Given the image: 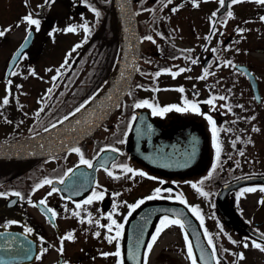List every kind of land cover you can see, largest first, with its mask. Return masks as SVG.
I'll list each match as a JSON object with an SVG mask.
<instances>
[{
	"label": "flooded vegetation",
	"instance_id": "flooded-vegetation-1",
	"mask_svg": "<svg viewBox=\"0 0 264 264\" xmlns=\"http://www.w3.org/2000/svg\"><path fill=\"white\" fill-rule=\"evenodd\" d=\"M131 2L139 39L135 74L127 91L133 94L129 96L126 93L120 102L122 106L115 107L100 122L91 124L73 138L63 140L67 147H79L86 159L93 160L94 168L80 165L77 169L79 156L62 147L61 141H43L46 143L43 148L41 144L31 147L18 144L23 139L37 137L42 131L41 126L36 127L31 120L35 118L30 113L34 107L22 104L23 97L30 96L32 92L26 90L24 84L29 82L33 88L32 82H45L50 77L47 70L51 67L47 64V57L53 47L60 43L64 51L67 49L65 42L68 32L65 29L71 22L86 20L89 25L96 17L93 8L100 12V16L118 14L117 0L108 3L105 0H52L47 4L45 0H0V30L11 29L0 37V99L6 94V86L12 91L9 105L0 110L11 121L6 123L0 118V192H20L24 197H0V226L9 225L7 228L0 227V231L13 234L17 238L13 240V245L21 247L23 243L26 246L24 228H32L33 232L28 234L27 239L32 242L33 259L12 260L11 257L20 255L19 249L0 250V256L9 264H116L115 257L101 256L102 252L112 253L116 250L115 243L109 244L104 239L108 234L106 229L86 222L90 214L92 219L100 218L102 224H108L109 221L103 217L113 212V204H116L112 218L125 225L120 241L125 264H134L127 259V255L134 249V242L141 233L143 245L140 248V262L143 264L146 245L160 226L163 215L177 218L173 213H178V218L185 220V209L201 226L200 219L191 208H197L203 218L201 229L213 237L222 264H237L232 253L241 252L246 259L238 264H264V252L251 247L244 249L233 245L228 239L229 236L236 241L249 237L257 239L249 228L264 233V205L258 203L264 199V193L244 192L238 198V193L245 188L264 186V178L250 179L264 175V21L260 20L264 16V5L256 4L254 0L231 6L230 0H225L224 8H220L217 0H195L198 7L194 6V0H172L167 7L163 6L167 0ZM173 8L178 10L173 12ZM228 11L233 13L231 18L227 16ZM213 12H217L216 17H212ZM29 13L41 21V28L38 32L34 27L31 29L32 39L21 56L16 58L17 64L13 67V63L9 65L11 57L28 34L26 30L29 26L22 21V17ZM213 21L217 29L215 35L211 32ZM238 28L243 32H237ZM21 29L23 34H19ZM7 35L10 36L8 39ZM148 35L153 37L155 43L143 40ZM210 35L211 40H206L205 37ZM13 38L17 41H13ZM213 48L217 50L215 53L211 51ZM189 57L197 59V64H191ZM225 61H231L235 67H224ZM41 65L47 72L39 69ZM205 67H209V71L215 75L198 80ZM179 68H191V71L175 78L166 71L175 72ZM11 70L17 71L18 75L8 77L7 73ZM32 70L37 73L35 77L29 75ZM157 72L161 73L159 77H155ZM8 79L13 81L12 85H7ZM137 85L142 87L138 88ZM180 87L184 88L183 93L175 90ZM153 88L160 91L153 92ZM221 95L226 96L227 100H216L214 111L212 105L203 103L211 96ZM185 99L198 103L202 114L171 111L163 116H154L150 108L131 107L133 103L143 100L159 107H183ZM225 104L231 107V112L221 107ZM203 114L211 115L216 121L221 148L219 161L216 159L212 126ZM133 115L137 120L125 137ZM146 125H151V134H138L136 129L143 131ZM105 128L108 130L105 131ZM254 128L259 131H253ZM198 131L204 138L199 163ZM119 140L125 142L117 143ZM106 146H114L119 152L109 150L100 153L99 150ZM101 163L120 178L109 177L100 167ZM214 164L217 167L212 177L205 179ZM120 165H127L146 175L130 178L131 173L123 172ZM69 168L77 173L72 180L85 185V189L79 195L72 196L71 200L67 199L71 190L47 197V206L58 213L54 220H50V214L46 215L40 206L34 207L28 201L30 199L36 203L47 196L51 185L33 192L35 185L45 178L53 180L57 188H64L56 181ZM149 176L155 179H149ZM201 180H204L201 186L203 191L210 194L207 198L191 187V184H199ZM97 184L100 187L96 191H105L104 199L94 200L91 205L76 209L75 203H82ZM156 188H161V198L146 200L128 216V205L153 195ZM168 188L172 189V193L165 191ZM114 193H120V196L116 197ZM220 193H224L223 196H219ZM169 196L172 198H167ZM176 197L186 201V204L180 203ZM65 206L69 211H65ZM72 211H80L81 217H73ZM204 216L209 217L206 222ZM81 218L85 223H80ZM10 221L16 223L9 224ZM97 231L101 233L99 238L94 235ZM69 232L74 234L75 239L65 241L61 256L56 249L60 246V237ZM41 247L48 251L37 260L35 257L40 254ZM224 249L229 251L225 252ZM194 254H197L195 247ZM148 264H191L179 226L173 225L161 232L148 255Z\"/></svg>",
	"mask_w": 264,
	"mask_h": 264
},
{
	"label": "snow or ice",
	"instance_id": "snow-or-ice-1",
	"mask_svg": "<svg viewBox=\"0 0 264 264\" xmlns=\"http://www.w3.org/2000/svg\"><path fill=\"white\" fill-rule=\"evenodd\" d=\"M25 2H27V0H25ZM52 0H45V3H51ZM110 2V0H105V3ZM163 2V0H162ZM172 2V0H167V3H164V7H167L168 4H170ZM220 8H224L225 7V0H217ZM245 2V0H230V5H236L239 3ZM254 2L258 5H264V0H254ZM194 6L198 7L199 4L197 2H195L194 0ZM42 7V6H41ZM177 8H173L172 11L175 12L177 11ZM93 12H95L96 17L98 18L100 16V12L97 11L95 8L92 9ZM219 11V9L217 10ZM137 15L139 13H136ZM217 16V12H213L212 13V17H216ZM227 16L229 18H231L233 16V13L231 11L227 12ZM211 19V18H210ZM261 21H264V16L260 17ZM22 21L28 25V29L26 30L28 32V36H31V29L34 27L35 30L38 32L40 31L41 28V21L38 18H34V14L33 13H29L28 15L22 17ZM19 26V25H17ZM81 27L83 28V31L85 33V42H87V38H88V34L90 32V28L89 26L85 23L83 25H81ZM11 29H5V30H0V37H4L6 35V33L8 31H10ZM66 32H75L76 28L75 27H68L67 29H65ZM216 26H215V22H212V26H211V32L212 35L216 34ZM237 32L242 33L243 29H236ZM221 35H223V33H221ZM212 36H207L205 37L206 40H211ZM143 40H147L150 41L152 43H155V40L153 39V37L151 35L145 36L143 37ZM27 40L25 41V44H27ZM82 47L81 44H77L73 47L72 51L69 52L68 54H66V59L64 61L63 64H61L60 68H57L55 71L57 73V75L52 77V81L55 82L58 80V77L62 75L61 69H64L65 67H67L69 65V59L72 56V52L76 51V49ZM213 53H215L217 50L215 48H213L211 50ZM21 51H18L16 53V57H20L21 56ZM173 59H176V57H173ZM190 59L191 64L195 65L197 64L198 60L197 59H191L190 57L188 58ZM17 64L16 59H13V67H15ZM224 67H235L231 61H225ZM210 67V66H209ZM209 67H205L203 70V74L200 75L199 77H197L198 80H206L208 78L209 75H215L214 72H210L209 71ZM47 71H52V69H48ZM168 72L169 75H171L173 78H175L176 76L180 75L181 73L187 72V71H191V68H179L178 71H171V70H166ZM18 75V72L15 70H11L7 73L8 77H15ZM29 75L35 77L37 75V73L32 70L29 72ZM161 75L160 72L155 73V77H159ZM123 76V73H122ZM27 78V77H25ZM189 79H191V77H189ZM13 81L11 79L7 80V85H12ZM54 86H58L55 85ZM17 87H22V86H17ZM138 88L142 87V85H137ZM176 91L183 93L185 90L183 87H180L178 89H175ZM53 89L49 88L47 89V92L45 94V96L41 97V100L38 101V103H42V101L47 97L50 98V94L52 93ZM153 92H157L160 91L159 88H153L152 89ZM229 92L231 91V89L228 90ZM133 93L131 91H129L127 93V95L131 96ZM198 95V93H196ZM12 95V91L10 87L6 86V94L5 96L0 99V110H2L5 106L9 105L10 100L9 97ZM61 95H63V93H61ZM98 95V93L93 94L92 96H90L87 100H85L84 102L80 103L79 106H77L76 108H74L70 113H68L67 115L63 116L62 118H60L59 120H57L54 123H51L48 127H45L43 129V131L45 133L51 132L54 129H57L58 125H63L66 121H70L71 117H75L78 113H82L84 111L87 110V106L90 105L92 102L95 101L96 96ZM109 99H111V97H109ZM216 100H220V101H226L227 97L224 95L221 96H211L208 100L203 101V103L208 104V105H212V110H216ZM183 107L178 106V105H170V106H165V107H159L157 104L155 103H151L148 100H143V101H139V102H135L131 105V107H133L134 109H139V108H143V107H147L150 108L152 110V115L154 116H163L165 113L171 112V111H176V112H194L196 114H202L199 104L196 102H191L188 100H183ZM117 108H120L122 105L120 103H116L114 105ZM124 107H127V105H124ZM221 107L227 108L228 112H231L232 109L230 106H228L227 104L225 105H221ZM237 107H243V105H237ZM44 107H40L39 110L35 113L36 117L39 118L40 114L42 112H44ZM95 115V114H93ZM204 118L208 121V123L212 126V133H213V144L214 147L216 148V159L217 161H219L220 159V153H221V148H220V144L218 141V137H217V126H216V121L213 119V117L211 115H207V114H203ZM0 118H3L4 121L6 123H11V121H8L6 119V117L3 116V112L0 111ZM100 118V117H97ZM254 119V117H253ZM137 120V117L135 115H133L131 117V120L129 121L128 125H127V131H125L124 135L125 137H127L128 132L132 131L133 128V122H135ZM82 122L84 124H87L89 127H91V121L88 119H85L84 121H81L80 119H77L75 121V125L73 127H71L69 129L70 132H75L77 131V127L82 124ZM108 129L105 128V131H107ZM137 133L140 135H149L152 132V127L151 125H146L145 126V130L141 131V129L137 128L136 129ZM225 131H228L227 129H225ZM253 131H259V129H253ZM32 138H35V136H33ZM125 141L124 140H119L117 141V143L123 144ZM233 143V147H235V141L232 142ZM61 146L62 147H66V150L69 152H74L79 156V164L76 166V168L78 169L80 167V165H84L87 168H94V164H93V160H89L86 159L84 157V154L82 153L81 149L79 147H67L64 143V141H61ZM41 148H43V145H40ZM111 151L113 153H117L119 152V149L115 148L114 146H106L105 148H101L99 151L100 153L106 152V151ZM194 150H195V146L193 145V155H194ZM240 155H243V152H240ZM97 156H99V153H97ZM53 159H55V157H53ZM93 159H96V157H93ZM100 167L104 168L107 175L109 177H113L114 179H119V176H114L113 172L111 170H109L108 168L105 167V165L103 163L100 164ZM123 172L125 173H131V177H135L137 175L139 176H145L146 173L142 172V171H135L134 169L128 167L127 165H120L119 166ZM217 165H213L212 171H210L208 173V176L205 177V179H209L212 177L213 172L216 170ZM99 170V169H96ZM77 173L74 171V169L69 168L67 169L62 176H60L58 178V180L56 181V183H58L59 185H64V188H57L54 183L53 180L45 178L44 180H42L40 183H37L35 185V188L33 189V192H35L36 190L44 187L45 185H51V190L47 193V196L45 198L40 199L38 202L33 203L30 199H29V203H32V206L36 207V206H40L42 208V211L48 215L50 214L49 219L50 220H54L58 213L51 207L47 206V197L52 196L54 193H58L61 191H69L71 190V195L68 196L67 199L71 200L72 196H76L80 194V191L82 189H85V185L83 184H77L74 180H72V177L76 176ZM81 175H83L81 173ZM149 179H155L154 177H148ZM67 181V183H66ZM161 184L164 183L163 180L160 181ZM204 184V180H201L199 182V184L197 183H193L191 184V187L193 189L196 190V192H198L201 196L203 197H208L210 194L208 192L203 191L202 189V185ZM100 186L97 184L95 185V187L92 189L91 195H89L82 203H75V208L76 209H82V205H91L94 200H100L102 201L104 199L105 196V191H96V188H99ZM165 191H167L168 193H172V189L168 188L165 189ZM259 191L261 193H264V186H259V187H248L242 190L241 193H238V198L240 195H242L244 192H248V193H252V192H256ZM160 193H161V188H156L154 190V194L150 195L144 199H141L139 201H137L135 204L133 205H128L129 208V212H128V216L132 215V212L135 211L137 208H140L141 205H143L145 203L146 200H154V199H158L161 198L160 197ZM8 195H14L16 197H19L20 199H24V197L21 195L20 192H12V193H3L0 192V197H4V196H8ZM114 196L118 197L120 196V193H114ZM169 199H171L172 197L169 196L167 197ZM63 199V197H62ZM176 199H178L180 201V203L182 204H186V201H184L183 199H181L180 197H176ZM14 203V202H13ZM259 204L264 205V199H261L258 201ZM117 205L113 204V212H115ZM196 216L198 219H200L201 221V227H203V218L200 216V213L198 211L197 208H191L190 209ZM65 211H69L67 209V206H65ZM113 212H109L105 217V219H107L109 221L108 224H102L100 222V218H96V219H92L90 217L89 214V218L87 219V223L89 225L91 224H95L97 227L99 228H103L106 229V232L108 233L107 235L104 236V239L109 243V244H113L115 243V251L112 253H101V256L104 257H108V256H112L116 258V264H125V255L122 251V246H121V239L123 238V230H124V223H117V221L115 219H113ZM71 215L73 217L76 218H80L81 217V212L80 211H72ZM174 216H176L177 218H170L169 215L165 214L160 218V226L156 228V232L151 236V240L150 242L147 243L146 245V250L144 251L143 254V264H148V255L152 252L154 244L156 243L157 239L159 238L161 232L170 226L173 225H177L180 227V229L182 230L183 233V238L185 241V246L187 249V258L190 260L191 264H198V260H197V256L194 254V245L192 243V241L189 239V234L187 233V231H185V221L181 218H178L180 214L178 213H173ZM125 220H127V217H125ZM16 223L15 221H10L9 224H14ZM80 223L83 224L85 223L84 219H80ZM9 225H3L0 227H4L7 228ZM55 226V225H54ZM33 232V229L30 227H25L24 228V239L26 242V246L22 245L19 249V253L20 255L18 256H14L11 257L12 260H15L17 258L22 259V260H32L33 257L31 255L32 252V242L29 241L27 239L28 234H31ZM221 232H223V229H221ZM96 238H99L101 236V233L99 231L94 233ZM4 236L3 232H0V237ZM204 236L207 240V247L211 250L210 254L206 257L204 255V250L201 249V255H200V262L201 264H208V261L211 260L212 262H214V264H221V260L218 256V250H217V245L213 239V237L211 235H209L206 231L204 232ZM13 240H16V237H12ZM75 239V236L73 233L69 232L66 235L60 237V246L59 248H57V252L62 256L64 253V243L65 241H72ZM229 241L233 244V245H239L242 246L244 249H248L249 247L259 250L260 252H264V233H258V238L257 239H252L251 237L246 238L244 241H236V240H232L231 237H228ZM135 247L134 249L130 250L128 252L127 255V259L131 260L134 262V264H141L140 262V248L143 245V239H142V233L140 236H138L134 242ZM9 245H4V244H0V249H6L8 248ZM48 251L47 248L41 247L40 249V254L37 255L35 257V259L39 260L41 258V256L46 253ZM225 252L229 251L228 249H224ZM232 255H234L236 257L237 260V264L239 261H243L244 259H246L244 253H232ZM0 264H9L8 260H5V258L3 256H0ZM65 264H67V262H65Z\"/></svg>",
	"mask_w": 264,
	"mask_h": 264
},
{
	"label": "trees",
	"instance_id": "trees-1",
	"mask_svg": "<svg viewBox=\"0 0 264 264\" xmlns=\"http://www.w3.org/2000/svg\"><path fill=\"white\" fill-rule=\"evenodd\" d=\"M88 22L86 20L80 22L77 30L83 29L81 25ZM88 26L90 32L87 42L83 32L70 43L66 54L77 44H81L82 47L72 52L69 65L61 69L62 75L49 87L53 91L50 98L46 97L39 106L45 110L35 121L37 125L49 126L93 94L98 93L97 98L109 85L121 50L123 35L120 17L115 13L112 16L94 17ZM66 54L55 64L54 76L57 75L55 70L64 63ZM42 96L38 100H41Z\"/></svg>",
	"mask_w": 264,
	"mask_h": 264
},
{
	"label": "water",
	"instance_id": "water-1",
	"mask_svg": "<svg viewBox=\"0 0 264 264\" xmlns=\"http://www.w3.org/2000/svg\"><path fill=\"white\" fill-rule=\"evenodd\" d=\"M118 3H119L120 10L122 12L123 21H124L125 28L127 31V39H128L129 46H130V51H129V55H128V59H127L125 69L123 71V76L121 77L119 83L117 84L112 95L110 96L111 99H108V101L106 102L104 107L97 114V117H100V118L96 117L93 120V123L100 122L105 115H107L109 112H111V110L115 107L114 105L116 103L120 102V100L123 98L125 92L127 91L129 85L132 82V79H133L134 74H135L136 65H137V60H138V55H139V39H138V33H137V27H136V20H135L133 10H132V2H131V0H118ZM31 39H32V35L29 37L27 34V36L23 39L20 46H18V48L14 51V53L11 57L10 63L13 62L14 58L15 59L17 58L16 53L18 51H21L27 47V45L29 44ZM26 40L28 41L27 44H25ZM18 144H21L23 147H31V146L36 145V144L46 145V143L42 142L39 139H25V140L19 141ZM203 150H204V138H203V135L201 134V132L198 131V145H197V156H198L197 161H198V163L200 162V159L203 155ZM160 210L163 211V207H161ZM184 211H185V214H184L185 226H186L187 231H188V233L192 239L194 247L197 251L198 261L200 262L199 258L201 255V249L204 250V255L206 257L210 254V249L207 247V242L205 241V238H204V236L200 230V227L196 223V221H194L186 213L185 209H184ZM186 215H188L191 219L189 217H187ZM0 232L4 233V236L0 237V244L9 245L8 248L0 249V250L20 249V246H14L13 245L14 244L13 239H12V237H14L13 234L6 233L4 231H0ZM254 233L258 236L257 232H254ZM6 239H11V240H6ZM24 244L25 243H23L22 245H24ZM200 264H201V262H200ZM208 264H214V262L209 260Z\"/></svg>",
	"mask_w": 264,
	"mask_h": 264
},
{
	"label": "bare ground",
	"instance_id": "bare-ground-1",
	"mask_svg": "<svg viewBox=\"0 0 264 264\" xmlns=\"http://www.w3.org/2000/svg\"><path fill=\"white\" fill-rule=\"evenodd\" d=\"M128 52H129V46H128V39L126 36V37H124V40H123L122 51L120 54L118 66H117L114 78H113L112 82L109 84V87L98 98H96L94 102H92L90 105L87 106L86 111H84L82 113H78L75 117L70 118V121H66L63 125H59L57 127V129H54L51 132L42 133L41 139H45V140H49V141L65 140V139L70 138L73 135H75L85 125H87V124H84L82 122L81 125L76 126L77 131H75V132L69 131V129L75 125V121L77 119H80L81 121L88 119L91 121L95 117V115L102 109V107L106 104L108 98L110 97L113 90L115 89V86L119 82V80L122 76V73L125 69L126 60L128 57ZM93 114H95V115H93Z\"/></svg>",
	"mask_w": 264,
	"mask_h": 264
},
{
	"label": "rangeland",
	"instance_id": "rangeland-1",
	"mask_svg": "<svg viewBox=\"0 0 264 264\" xmlns=\"http://www.w3.org/2000/svg\"><path fill=\"white\" fill-rule=\"evenodd\" d=\"M23 25H24V23H23ZM22 25V26H23ZM17 34H18V32H17ZM16 34V35H17ZM19 34H23V30L21 29V30H19ZM15 35V36H16ZM14 35H12V37H13ZM10 36L9 35H7L6 36V39H8ZM77 37H76V34H73L72 32H68V36H67V39H66V41L67 42H65V44L68 46L69 44H70V42H72L74 39H76ZM13 41H17L15 38H13ZM54 49H52V52H51V54H50V56L49 57H47V64L49 65V64H55V63H57L58 62V60L61 58V55H62V53H63V47H62V45H61V43L60 44H58L57 46H54L53 47ZM39 69L41 70H43V68H42V65L39 67ZM43 71H45V72H47L46 70H43ZM48 74V73H47ZM52 82V78L51 77H49L48 76V78L45 80V82H42V81H38L37 83H34V82H32V84H33V88L31 87V84L29 83V82H26L24 85H25V89L26 90H30V91H32V92H30V96H27V97H23V100L26 102V104H28V106H31V107H38V106H40V104L41 103H38V101H40V99L38 100V98L35 96V94H36V91L37 90H39V89H43L45 86H48L50 83ZM31 114H34L33 112H30ZM28 114V113H27ZM28 115H30V114H28ZM31 116V115H30ZM206 219H209V217L208 216H204V221L206 222Z\"/></svg>",
	"mask_w": 264,
	"mask_h": 264
}]
</instances>
